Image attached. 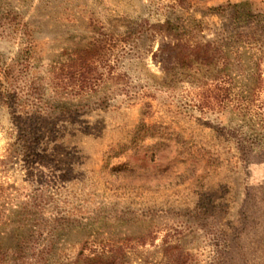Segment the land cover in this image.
Returning a JSON list of instances; mask_svg holds the SVG:
<instances>
[{
  "label": "rangeland",
  "instance_id": "1",
  "mask_svg": "<svg viewBox=\"0 0 264 264\" xmlns=\"http://www.w3.org/2000/svg\"><path fill=\"white\" fill-rule=\"evenodd\" d=\"M0 264H264V0H0Z\"/></svg>",
  "mask_w": 264,
  "mask_h": 264
},
{
  "label": "trees",
  "instance_id": "2",
  "mask_svg": "<svg viewBox=\"0 0 264 264\" xmlns=\"http://www.w3.org/2000/svg\"><path fill=\"white\" fill-rule=\"evenodd\" d=\"M165 27H167L168 28V30H172V28H171V25H170V23H166V25H164V26H160V28H165ZM181 48V55H182V57H183V59H181L182 61H184V58L186 57V55H187V51H188V49H189V47L187 46V45H182V46H180L179 44L177 45V46H175V48ZM196 52H198V53H200L201 52V49H202V46H196ZM162 50H164V49H162ZM187 60V59H186Z\"/></svg>",
  "mask_w": 264,
  "mask_h": 264
}]
</instances>
